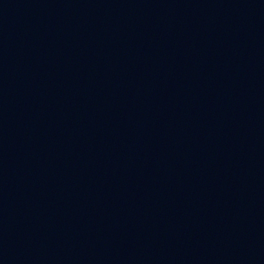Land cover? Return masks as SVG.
Here are the masks:
<instances>
[{
  "label": "water",
  "instance_id": "95a60500",
  "mask_svg": "<svg viewBox=\"0 0 264 264\" xmlns=\"http://www.w3.org/2000/svg\"><path fill=\"white\" fill-rule=\"evenodd\" d=\"M53 0H0V92Z\"/></svg>",
  "mask_w": 264,
  "mask_h": 264
}]
</instances>
